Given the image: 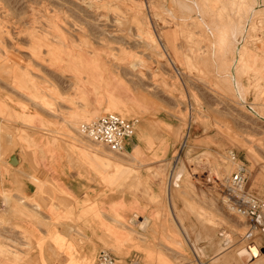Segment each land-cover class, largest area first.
Instances as JSON below:
<instances>
[{
    "label": "rangeland",
    "instance_id": "1",
    "mask_svg": "<svg viewBox=\"0 0 264 264\" xmlns=\"http://www.w3.org/2000/svg\"><path fill=\"white\" fill-rule=\"evenodd\" d=\"M258 5L264 10V0H0V79L26 77L21 82L36 83L58 99L55 83L61 81L77 95L71 104L94 101L93 110L66 128L70 134L107 112L152 124L159 116L168 123L175 155L190 131L170 188L172 157L148 167L161 180L155 205L175 218L180 240L190 242L191 264H251L247 253L248 259L239 253L252 241L259 249L261 237L249 232L218 190L201 196L180 174L198 156L220 183L234 166L233 151L249 169L248 186L264 199V68L255 60L264 14L251 16ZM226 26L235 27V35L220 44ZM12 134L0 123L1 142ZM136 169L132 179L139 190ZM6 199V207H24ZM0 213V226L6 225ZM4 253L13 256L10 248ZM252 264H264V256Z\"/></svg>",
    "mask_w": 264,
    "mask_h": 264
},
{
    "label": "crops",
    "instance_id": "2",
    "mask_svg": "<svg viewBox=\"0 0 264 264\" xmlns=\"http://www.w3.org/2000/svg\"><path fill=\"white\" fill-rule=\"evenodd\" d=\"M24 79H0V123L13 133L0 141V212L6 219L0 226V264H97L102 250L120 264H191L190 242L180 240L175 218L172 222L155 205L161 180L148 172L174 150L165 119L138 121L123 153L100 150L66 129L93 110L94 101L71 104L77 95L66 83H55L58 99ZM136 168L142 175L139 190L132 179ZM6 197L24 207H6ZM115 213L122 220L113 223L108 216Z\"/></svg>",
    "mask_w": 264,
    "mask_h": 264
},
{
    "label": "built area",
    "instance_id": "3",
    "mask_svg": "<svg viewBox=\"0 0 264 264\" xmlns=\"http://www.w3.org/2000/svg\"><path fill=\"white\" fill-rule=\"evenodd\" d=\"M138 120L128 119L119 114L107 112L100 116L79 124V132L98 144H101L115 153H123L127 142L133 137ZM188 133L183 142L178 146L177 153H172V166L168 174V188L176 176L179 160L187 142ZM229 158L234 166L229 175L224 176L220 183L215 182L212 167L202 157H198L192 163L186 165V170L180 177L188 187H193L202 196H209L218 190L227 207L240 216L246 223L249 232L260 236L259 247L264 253V199L249 185V169L239 160L233 151L229 152ZM251 243L255 244L254 241ZM97 264H120V260L108 250H102L97 256ZM130 264H139L133 261Z\"/></svg>",
    "mask_w": 264,
    "mask_h": 264
},
{
    "label": "bare ground",
    "instance_id": "4",
    "mask_svg": "<svg viewBox=\"0 0 264 264\" xmlns=\"http://www.w3.org/2000/svg\"><path fill=\"white\" fill-rule=\"evenodd\" d=\"M252 5H253V3H252ZM257 6V5H256ZM254 13H257V14H264V10L261 8V7H259V5H258V7H253V8H251V16H253V14ZM235 35V27H223L220 31H219V43L220 44H225L226 42H227V40L229 39V38H231L232 36H234ZM188 133H190V131L188 132ZM190 190H193V191H195L194 190V188L193 187H191V188H189ZM200 194V193H199ZM201 195V194H200ZM202 196V195H201ZM120 216H119V214L118 213H115L114 215H110L109 216V220L111 221V222H118V221H120ZM256 244V245H255ZM254 244V246L253 245H251V246H249L248 248H244V250H241L240 251V255H243V257H245V254L247 253L248 254V256L250 257V258H252L254 261H256V260H259L260 258H262V256H264V253H263V251L260 249V251H259V249L256 247L257 246V243H255ZM245 253V254H244ZM247 254H246V258L248 259V257H247ZM239 255V256H240ZM240 258H242L241 256H240ZM246 261V260H245ZM253 261V262H254ZM250 262V261H249ZM248 262V263H249ZM252 262V263H253ZM251 263V262H250ZM251 263V264H252Z\"/></svg>",
    "mask_w": 264,
    "mask_h": 264
}]
</instances>
